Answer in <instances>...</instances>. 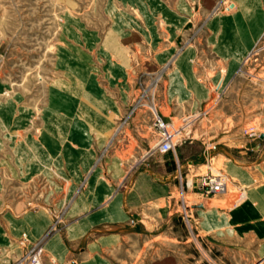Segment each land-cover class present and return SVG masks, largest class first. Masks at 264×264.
<instances>
[{
    "label": "crops",
    "instance_id": "obj_1",
    "mask_svg": "<svg viewBox=\"0 0 264 264\" xmlns=\"http://www.w3.org/2000/svg\"><path fill=\"white\" fill-rule=\"evenodd\" d=\"M197 1V39L167 62L155 99L162 116L180 123L183 139L176 152H160L150 111H110L108 134L115 135L106 163L92 161L67 203L30 208L21 202L11 227L5 223L21 256L40 246L45 264H264V132L252 126L259 119V84L240 72L264 37V0H231V13L212 18L214 1ZM178 5L187 14L172 11L170 18L184 26L191 8L184 0ZM212 71L218 73L214 78ZM214 86L218 98L212 105ZM242 132L259 138H241ZM98 147L106 149L100 141ZM85 149L93 160L96 148ZM216 164L230 178L229 192L204 195L198 178ZM181 188L191 201L192 236L179 235ZM241 193L245 198L238 203Z\"/></svg>",
    "mask_w": 264,
    "mask_h": 264
},
{
    "label": "rangeland",
    "instance_id": "obj_2",
    "mask_svg": "<svg viewBox=\"0 0 264 264\" xmlns=\"http://www.w3.org/2000/svg\"><path fill=\"white\" fill-rule=\"evenodd\" d=\"M179 1L0 0V264H26L25 254L21 256L20 247L6 233L5 223L11 227L8 221L17 205L24 202L32 208L34 203H67L83 183L92 161L93 166L95 162L103 166L113 150L108 148L115 135L108 134L112 116L99 132L84 116L68 117L56 107V95L74 84L67 69L59 64L60 52L69 53L71 60L86 73V81L96 84L112 111L148 110L155 119L158 111L155 99L167 62L175 60L197 39L193 31L200 23L196 25L193 18L198 1L184 0L192 13L191 21L184 26L170 18L172 11L187 14L181 10ZM211 1L214 7L208 18L227 15L235 8L231 0ZM177 31L178 36H172ZM167 53L169 58L165 57ZM240 72L243 78L252 75L259 84V119L252 126L260 134L264 132V37L242 63ZM217 75L212 71L210 77ZM217 98L214 86L210 103L214 105ZM4 107L9 118L2 114ZM213 112L204 118L205 124H210ZM50 114L56 120H72L71 131L62 135L49 130ZM179 127L180 123L171 130ZM244 127L251 125L247 122ZM152 131L159 142L154 127ZM94 132L106 149H99ZM249 134L242 132L238 136L249 138ZM180 139L183 135L176 142ZM87 146L96 148V155L92 160L89 154L90 163L85 167L76 162L79 159L74 154L88 153ZM134 151L129 149L128 157H134ZM213 168L220 171L222 167L216 164ZM184 172L182 165L178 168L180 180ZM185 191L187 188L180 189V237L192 236L188 224L191 218L186 219L183 210L184 203L189 207L191 204Z\"/></svg>",
    "mask_w": 264,
    "mask_h": 264
},
{
    "label": "bare ground",
    "instance_id": "obj_3",
    "mask_svg": "<svg viewBox=\"0 0 264 264\" xmlns=\"http://www.w3.org/2000/svg\"><path fill=\"white\" fill-rule=\"evenodd\" d=\"M135 1L136 0H132V2ZM59 55L60 66L67 69L68 75L71 77L74 84H72L70 89L66 92H60L56 95L55 98H58L56 107L58 106V108L62 109L66 114H68V117H74L77 114L84 116L88 121H92V123H94V125L98 127L97 130L99 132H102V127L106 126V124L108 123L107 121L110 111L113 110L111 105L96 88V84H94L92 81H86V73H83L81 68L77 66L78 64L71 60L68 52L62 50ZM5 110L6 108L4 107L2 114H4L6 118H9V115ZM53 114H55V112L52 111V116ZM52 116L48 120V124L51 127V129L49 128V130H51L53 133L58 132L62 135H65L71 131L70 128L74 125V122H72V120H56ZM78 121L81 122L82 119H79ZM77 140L80 141V138H78ZM74 155L79 159L76 162H80L85 167L89 166L91 156L88 153L75 152Z\"/></svg>",
    "mask_w": 264,
    "mask_h": 264
},
{
    "label": "built area",
    "instance_id": "obj_4",
    "mask_svg": "<svg viewBox=\"0 0 264 264\" xmlns=\"http://www.w3.org/2000/svg\"><path fill=\"white\" fill-rule=\"evenodd\" d=\"M153 127L159 137V150L161 153L166 154L169 152H176L177 143L176 138L183 135L182 129L172 131L171 128H174V125L171 122L166 121L158 111L156 110L155 119ZM250 136H256L255 132H251ZM181 141V139H180ZM198 181L200 191L205 195L211 196H221L229 192L230 187V178L222 171L212 170L210 173L200 176ZM192 184H188L190 187ZM245 198V194L241 193L237 197V202L240 203ZM190 207L185 203L183 204V210L185 212L186 219L188 215V209ZM23 263L26 264H45L43 260V249L40 246H34L29 248L25 253V259Z\"/></svg>",
    "mask_w": 264,
    "mask_h": 264
}]
</instances>
